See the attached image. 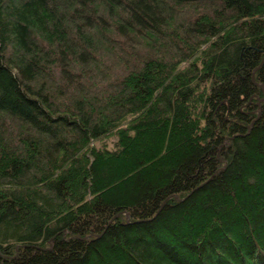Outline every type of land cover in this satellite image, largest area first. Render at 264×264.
I'll list each match as a JSON object with an SVG mask.
<instances>
[{"label": "trees", "instance_id": "trees-1", "mask_svg": "<svg viewBox=\"0 0 264 264\" xmlns=\"http://www.w3.org/2000/svg\"><path fill=\"white\" fill-rule=\"evenodd\" d=\"M0 264H264V0H0Z\"/></svg>", "mask_w": 264, "mask_h": 264}, {"label": "rangeland", "instance_id": "rangeland-1", "mask_svg": "<svg viewBox=\"0 0 264 264\" xmlns=\"http://www.w3.org/2000/svg\"><path fill=\"white\" fill-rule=\"evenodd\" d=\"M109 141H110L109 139H108V140H106V142H108V143H109Z\"/></svg>", "mask_w": 264, "mask_h": 264}]
</instances>
